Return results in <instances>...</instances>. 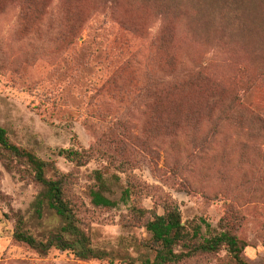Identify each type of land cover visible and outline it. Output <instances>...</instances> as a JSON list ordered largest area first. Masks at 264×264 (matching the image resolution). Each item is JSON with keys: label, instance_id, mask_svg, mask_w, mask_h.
<instances>
[{"label": "rangeland", "instance_id": "374dc122", "mask_svg": "<svg viewBox=\"0 0 264 264\" xmlns=\"http://www.w3.org/2000/svg\"><path fill=\"white\" fill-rule=\"evenodd\" d=\"M225 5L0 0V126L52 163L48 176L65 173L79 226L114 260L55 248L45 255L15 241L17 212L39 238L61 219L45 209L38 220L41 186L23 177L25 164L11 170L0 160V264H142L151 234L133 207L162 214L172 200L189 231L230 229L246 243V262L264 264V124L250 114L264 119V8L246 1L233 18ZM200 70L210 82L197 78ZM162 87L170 93L157 97ZM80 147L106 153L78 165L59 152ZM96 171L116 205L93 202ZM177 264L237 263L222 248Z\"/></svg>", "mask_w": 264, "mask_h": 264}, {"label": "trees", "instance_id": "16d2710c", "mask_svg": "<svg viewBox=\"0 0 264 264\" xmlns=\"http://www.w3.org/2000/svg\"><path fill=\"white\" fill-rule=\"evenodd\" d=\"M246 1L250 2L251 8H264V0H227V6L224 7H227L225 11L227 16L237 18L242 13L240 5L242 4L244 7ZM201 9L209 12L208 8L201 7ZM257 25V30L261 32V36L264 38V18ZM197 78L210 82L208 75L201 70L198 72ZM164 83L161 81L162 85ZM158 92L157 97L162 98L170 93V88L162 87ZM236 100L233 99L227 104L224 113L232 111ZM215 102L216 97L210 96L208 101L210 106L208 107L211 109ZM237 104L240 105L241 103L237 101ZM250 114L254 119L264 124V119L255 111H251ZM96 151L106 153L101 148L95 149L93 147L61 149L59 152L68 160L78 165H84L91 160ZM0 160L11 170L19 162L25 164L30 173L27 176L23 175V177L33 179L41 186L40 193L34 202V212L38 220L44 217L45 209L53 211L61 219L56 230L46 232L45 238H39L27 227L25 215L22 212H17L14 215L15 226L12 233V238L15 241L25 243L45 255L55 248L61 251H71L76 258L82 260L109 258L111 262L114 261L110 253L94 247L79 226L75 204H73L70 191L67 189L68 178H66L65 173L56 169V177L48 176V168L55 169L52 163L11 142L7 130L2 126H0ZM95 178L98 181L96 182L98 188H93L90 191L93 202L105 207L116 205L117 201L105 194L106 182L102 172L96 171ZM132 191L130 187L125 190L122 197L124 201L130 198ZM163 209L164 212L159 214L155 210L133 207L137 215L146 219L144 226L151 234L145 244L150 254L142 259V264H177L198 255L218 252L222 248L226 249L237 264H248L242 256L246 243L234 231L223 230L205 237L202 235V224L196 225L192 231H189L182 221L180 207L175 201H166ZM205 225L210 228L209 223L205 222Z\"/></svg>", "mask_w": 264, "mask_h": 264}]
</instances>
